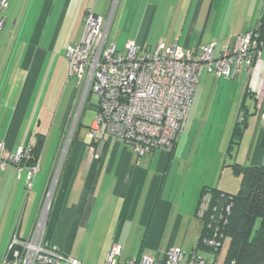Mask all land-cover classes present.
Listing matches in <instances>:
<instances>
[{"label":"crops","instance_id":"1","mask_svg":"<svg viewBox=\"0 0 264 264\" xmlns=\"http://www.w3.org/2000/svg\"><path fill=\"white\" fill-rule=\"evenodd\" d=\"M64 1L58 13L56 30L64 28L66 24L70 28L74 24L80 25L83 29L86 11L94 7L97 15H103L108 3V0ZM163 2L168 4L162 6ZM215 7L216 0L212 4L205 0H125L116 19L118 32L110 41L118 48L121 32L122 35L127 34L123 51L128 41H134L146 51L155 50L159 43L167 47L176 43L184 49L196 51L215 42L219 52L260 20L251 21L248 15L245 20L238 21L233 29L229 24L222 28L221 18L225 22L227 9H222V5L218 9ZM43 24L45 21L41 19L35 30L30 32V43L22 48L26 51L23 52L22 65L29 76L17 108L13 109L9 119L4 141H0L11 154L17 153L25 145L33 144L38 134L35 125L40 123L36 119L31 118L26 121V127L22 126L19 107L27 100L45 54H48L39 47ZM82 32L62 44L61 55L69 45L80 40ZM149 43H152L150 47ZM248 94L253 98V111L244 102ZM206 95L207 101L214 95L220 107L218 115H215L220 128V144L217 153L212 158H206L208 162L215 160L213 172L191 170L190 161L186 162L185 154L180 151L182 144H188V135L185 139L183 135L189 118L174 149L170 152L154 151L142 166L136 164L131 148L114 137L104 138L100 158L95 155L97 144H93L95 149L92 150L87 135L83 141L76 138L48 219L45 243L53 250L71 255L85 264H104L114 244L122 250L121 264H129L130 261L140 264L143 256L159 261L173 248L187 253L206 251L208 253L202 254L205 258L202 257L208 261L207 264H219L210 253L213 252L211 249L203 244V247L199 246L204 224L197 218V211L206 190L233 195L238 193L241 176L233 172V165L264 166V124L261 118L264 115V53L255 63L253 75L244 89L236 79H219L204 71L189 115L192 112L194 118L198 116ZM243 108L252 117L248 115L242 135L235 136ZM65 119H68L67 113ZM23 128H27L25 133L22 132ZM22 133L24 136L20 143ZM231 144L233 149L229 152ZM55 159L56 156L54 162ZM220 161L223 164L219 173ZM53 166L54 163L49 173L35 178L30 191L26 187L25 171L20 179L15 165H9L0 173V264L15 233L21 238L30 235ZM224 167H231L232 173L226 176L222 171Z\"/></svg>","mask_w":264,"mask_h":264},{"label":"built area","instance_id":"2","mask_svg":"<svg viewBox=\"0 0 264 264\" xmlns=\"http://www.w3.org/2000/svg\"><path fill=\"white\" fill-rule=\"evenodd\" d=\"M122 0H108L103 15H97L94 7L85 13L82 36L66 48L65 59L69 66V82L73 81L76 96L68 115L54 166L45 191L37 219L27 238L18 233L12 237L2 264H85L79 259L55 251L45 243V232L53 209L61 176L76 139L85 107L92 96L97 97L96 117L92 122L87 141L100 158L104 138L111 136L131 148L136 164L142 166L154 151H172L184 132L189 111L200 77L204 71L219 79L234 80L244 74L249 81L255 63L262 58L264 42L259 33L260 23L237 36L234 42L217 52L212 42L198 50H188L173 44L159 43L155 50L141 49L134 41H128L120 51L110 41V34ZM7 6L6 0L0 9ZM264 124V115H262ZM243 120L241 113L239 121ZM97 150V151H96ZM30 151L22 147L10 155L0 143V173L9 165H18ZM41 170L40 159L27 169L18 168L21 178L26 172V187L30 191ZM213 194L205 192L197 211V218L207 224L209 236L203 245L219 251L224 239L222 227L227 225L233 208L232 198L219 210L213 206ZM122 250L114 244L104 264H121ZM143 256L140 264H207L197 252L173 248L159 260ZM129 264H136L130 261Z\"/></svg>","mask_w":264,"mask_h":264},{"label":"rangeland","instance_id":"3","mask_svg":"<svg viewBox=\"0 0 264 264\" xmlns=\"http://www.w3.org/2000/svg\"><path fill=\"white\" fill-rule=\"evenodd\" d=\"M48 1L6 0L7 6L0 9V141H4L9 126V119L17 108L26 79L29 76V73L22 65L24 53L26 52L22 48L30 43L32 37V33L30 34V32L35 30L39 21L44 19L46 24H43L42 31L40 30L42 35L40 36L41 45L39 47L48 54H45V59L42 66L40 65L41 69L38 72L35 85L31 89L27 100L25 103L22 102L20 104L22 107H19L22 110H19L21 119H23L22 126L26 127L28 124L26 121L34 118L40 123L39 125H35L38 134L45 136L42 154L38 157V160L40 159L41 170L36 177H43L52 168L67 123V120H64V116L66 113L68 116L77 92L74 82H69V66L64 58L66 49L63 52L64 55H61V46L66 41L73 40L83 31L80 25L76 26L75 24L71 28L66 24L64 28L60 27V29L56 30L58 27V13L65 1L51 0L50 12L48 11ZM123 1L125 3V0L121 1L117 15H119ZM205 1L210 4L215 2V0ZM166 4L168 2H163L162 6ZM220 5H222V9H227L225 22L221 18L220 26L222 28L227 27L229 24L230 29H233L238 21L245 20L248 15L251 16V19H249L251 21L259 20L264 12V0H216L215 9H218ZM116 22L115 20L110 40L118 32ZM119 35L122 39L117 43V46L120 51H123L127 34L124 33L122 35L120 32ZM151 45L152 43H149V47ZM236 81L241 84L243 89L247 86L248 80L244 74H240L236 78ZM207 98L208 95L204 98V106L196 118L190 112L188 126H186L183 135L184 139L188 135L189 139L186 138L188 144L180 146V151H183V155L185 154L184 158L186 162L189 160L191 163V170L200 169L202 173H208L209 170L210 173L214 171L215 160L213 159L211 162H208L206 158L209 156L212 158L217 153L221 139V137H218L220 131V128L217 126L218 117L215 116L216 114L218 115L220 110L218 99L214 95L208 101ZM244 102L251 111L254 110V102L250 94L246 95ZM92 105H97L96 96H92L91 102L85 107L76 134L78 141H83L86 138L89 128L97 115ZM251 117L252 114L250 113L249 118ZM210 118H214V120H210ZM194 120L195 122H193ZM212 121L215 122L213 123ZM26 129L23 128L22 132L25 133ZM23 133L19 137L20 143L24 136ZM220 135H222V131ZM27 146L25 145L24 147ZM9 154L15 155L16 153ZM222 164L223 162L221 161L218 164L219 173ZM222 171L226 173V176L232 173L231 167H224ZM228 246L229 238L226 237L221 242L219 252H210L214 259L217 258L216 261L220 262L219 264H223ZM205 253L208 252L203 250L199 252L201 256ZM206 262L208 261L206 260Z\"/></svg>","mask_w":264,"mask_h":264},{"label":"trees","instance_id":"4","mask_svg":"<svg viewBox=\"0 0 264 264\" xmlns=\"http://www.w3.org/2000/svg\"><path fill=\"white\" fill-rule=\"evenodd\" d=\"M259 23L261 25L260 39L264 42V12ZM245 110L243 108L241 112L243 120L239 121L240 123L234 131L235 136H241L247 125L249 113ZM44 144L45 136L36 135L35 142L29 145L30 151L18 165L14 164L16 168L33 167L42 154ZM232 149L233 144H231L229 152ZM232 168L237 176H241V187L237 194H223L216 190L205 191L213 194V206L218 210L216 215L219 214V210L228 202L229 198H232L233 202L228 223L222 227L224 238H229V246L223 264H264V166L241 167L233 165ZM207 224L208 221L204 225L199 243L201 247H203V239L210 233Z\"/></svg>","mask_w":264,"mask_h":264}]
</instances>
